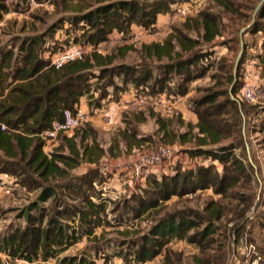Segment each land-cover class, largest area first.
<instances>
[{
	"label": "trees",
	"instance_id": "1",
	"mask_svg": "<svg viewBox=\"0 0 264 264\" xmlns=\"http://www.w3.org/2000/svg\"><path fill=\"white\" fill-rule=\"evenodd\" d=\"M37 1L45 3L51 0ZM176 3V0L103 1L94 10L70 18L69 22L72 27L80 24L82 27L89 26L88 31L83 30L81 37L84 41L81 43L95 46L107 41L114 34L128 38L133 26L152 31L161 18L168 16ZM216 3L218 13L199 12L195 17L188 18L183 28H173V32L162 44L153 42L143 46L141 54L145 63L166 59L158 67L156 74L151 68L143 74L135 67L116 64V56L110 54L118 50L125 57V52L121 49L124 46L117 47L106 55L90 53L82 60L55 69L44 55H53L61 50H49L51 44L47 45L46 40L49 32L21 38L17 51L15 48L3 49L0 56V175L19 177L21 180L18 184L21 183L25 189H42V192L31 206L22 211L21 216L26 219V225H11V230L0 237L1 253L34 264L52 259L57 264H96V260H89L85 254L62 258V254L82 238L87 237L89 243L96 240L95 232L98 227L106 224L103 217L107 215L109 204L112 203L111 200L102 199L100 191L93 184L98 179L99 173L96 169L93 168L81 176L74 174L73 170L84 163L93 166L99 164L104 157H112L115 145L108 150L104 149L98 142L97 135L92 132L93 144L84 146L87 140L85 134L90 132L88 125L89 127L78 130L80 134L62 136L56 151L47 154L40 134L54 120H61L65 110H76L86 95L91 94L93 98V93L99 92L95 106L89 103L91 115L95 109L104 108L108 100L117 95L118 90L111 95L102 86L107 79L112 83V77H118L123 82L122 90L132 85L137 91L146 92L148 89V93L153 95H186L188 84L205 78L215 64L212 57L215 56L219 45L217 39L222 37L224 28L222 12L240 11L229 0H217ZM10 9V6L0 0V20L2 13H8ZM259 20L264 21V5L258 13L256 23L249 30L251 34L264 33ZM54 25L52 27L58 26ZM78 40L75 37V41ZM223 43L226 46L227 42ZM245 57L246 51L236 76L226 75L228 88H208L205 95L194 100V110L198 118L195 134L192 133L193 128L186 132H177L173 128L172 119L165 118L160 113L154 114L155 111L151 108L146 110V114L137 112L134 122L126 119L127 126L120 131L119 136L122 141L127 138L129 142H132L130 137H137L135 143H128L130 150L141 149L149 141L168 144L165 142L168 139V145H172L192 139L197 144L190 155L195 158L206 156L207 161H210L207 165H197L196 168L187 170H183L179 164L177 172L172 175L152 177L147 185V189L151 190V193L150 190L147 191L150 202H145L148 198L144 199L136 193L124 200V208L131 212L128 214L134 219L142 218L173 196L183 197L210 188L225 196L234 187L237 173L250 177L251 168L246 166L243 153H236L245 149L244 115L257 109L256 106L248 107L239 94L243 85L240 81V70ZM259 59L264 67V42ZM221 69L225 70V67L222 66ZM95 70H99L98 75ZM174 75L181 80L175 81V86L172 87L170 80L174 79ZM104 100L106 103H103ZM171 100L169 102L172 103ZM148 118H155V133L160 134V141L153 137L139 138L136 132L129 135L132 127ZM2 125L6 126L4 130ZM114 141L120 151L119 139ZM213 145L219 146L206 148ZM126 150L127 148H123L122 151ZM93 155L95 159L91 158ZM216 162L222 165L224 175L220 174ZM67 193H71V196L66 195ZM67 198L71 204L62 200ZM51 199V208L46 210L41 204ZM190 213L186 210L166 213L146 233L132 242L127 250L130 251L129 254L119 252L117 255L123 257L127 263L128 255H132V261L144 264L163 254L165 262L162 264H181L185 254L171 246L185 242L192 247H198L193 251L194 255L200 254L195 256L196 264H229V239H222L220 222L224 212L220 204L210 202L203 215L191 211ZM197 220L201 222L197 223ZM200 225H204L202 230ZM241 229L237 226L233 232L239 234ZM106 257L103 264L110 263L111 255ZM0 264H3L2 261Z\"/></svg>",
	"mask_w": 264,
	"mask_h": 264
},
{
	"label": "rangeland",
	"instance_id": "2",
	"mask_svg": "<svg viewBox=\"0 0 264 264\" xmlns=\"http://www.w3.org/2000/svg\"><path fill=\"white\" fill-rule=\"evenodd\" d=\"M103 1L111 2L115 0H51L48 4L45 3L42 7H39V9L37 8V10L29 13H27L28 10L26 7L12 4L10 6V11L6 13L1 20L3 23L2 26L0 24V34H3V32L8 30L10 31L9 33H11L9 36L3 37V47L5 49L15 48L18 50L20 44L19 40L21 38L25 36L39 35L43 32H49V37L46 39L47 45L51 44L49 50H53L54 52L77 45H84L81 43V41H84L81 35L83 34V30H89V26L82 27L83 25L80 24L72 27L69 19L75 16H80L90 10H94L102 4ZM229 1L233 2L236 5V8L240 11H238V13L226 11L221 14L224 28L222 31V37L217 39L219 45L216 48L215 56L212 57L215 64L205 78L189 83V94L187 93L188 95L186 94L182 97V108L188 110L189 114L195 112L194 100L199 96L205 95L208 88L220 90L229 87L228 83L225 81L226 75L232 74L233 76H236L245 51L246 57L244 63L241 65L240 81L242 83L247 81L254 83L261 82V84H264V67L261 65L259 59V56L263 51L264 33L254 35L249 32L252 25L256 23L258 13L264 5V0ZM176 2L177 3L173 5L168 16H166L161 23L157 24L152 31L140 29L139 31L136 30L135 32L131 31L129 33L128 38L125 39L127 43L124 45V48H121L123 52H125V57L124 53H119L118 50L115 52L112 51L110 54L116 56V64H124L132 68L135 67L139 71L141 70L140 72L143 74L146 70L151 68L156 74L158 72V67L161 66L166 59L162 61L151 60V65L145 63L144 59H142L143 55L141 54L142 48L145 44L149 45L153 42L162 44L164 39L173 32V28H183L184 22L188 18L195 17L199 12L209 11L218 13L216 9L217 0H184L183 2L176 0ZM54 24H58V26L56 28L52 27ZM259 24L264 28V21L262 22L259 20ZM137 27L138 26H134L136 29ZM75 37H78L79 40L75 41ZM223 42H227L226 46L223 45ZM44 56L46 58L48 53ZM222 66L225 67V70L221 69ZM96 73L98 75L99 70H95V74ZM111 79L112 83L109 81L110 79H107V81L102 83L105 92H110L112 95L113 92L118 90L116 94L120 95L130 90L131 85L125 90H122L124 89L123 82L118 77H112ZM180 80L181 78L174 75V79L170 80V85L173 87L175 86V81L178 82ZM261 90L262 91L256 102L249 103L245 101L248 107L256 106L257 109L254 112L244 115L245 124L243 133L245 149L244 151H236L237 154L243 153V156L246 159V166L251 168V171L249 172L250 177L247 178L244 175L237 173L234 179V187L230 189L225 196L217 194L214 188L199 190L196 193L183 197L173 196L169 201L158 205L155 210H151L144 214L142 218L137 219H134L131 214H128L131 212L124 208V200L126 197L129 198V194L126 193L115 201L112 200V203L109 204L107 215L104 217V222L106 224L97 228L95 232L96 240L89 243L88 239L84 237L86 238L85 243L76 244L70 248L69 251L63 253L62 258L65 256L85 254L89 260H96V264H103L104 259L107 258L106 256L109 258L111 255L109 264H138L132 261V255H128L129 262L127 263L123 257H120L117 254L119 252L125 254L129 249V246H132V242L146 233L150 226L152 224L154 225L155 222L166 213L173 212L174 210H186L189 214H191V211L203 215L206 206L214 201L220 204L224 212L223 219L220 222V228L222 239H229L227 245L229 248V264H264V85H262ZM145 94L150 95L148 89ZM117 95L113 98L114 101L119 100V96ZM166 95L168 97L171 96L168 93H166ZM89 96V103L95 106V99L98 98L99 92L93 93V98L91 97V94ZM174 109L175 106L173 109L171 108L168 113L169 115L173 113L172 117H168L174 121L173 128L179 133H181V130L186 132L193 128L192 133L195 134L197 131L195 128L196 124L193 125L192 123L195 119L193 120L190 116L186 121L182 119V111L176 109V112ZM146 110L147 109L140 111V114L144 112L146 114ZM128 113L129 114L123 115L125 118H129V121H133L135 119L134 116L138 115L135 112ZM159 113L160 112L158 111L154 112V114ZM166 116L168 115L166 114ZM196 119L198 120V118ZM154 120L155 118H149V120L147 119L146 121H143V124L138 123L136 126L132 127V131L130 129L129 135L136 132V136L139 135L140 137L147 138L153 137L156 138V141H160L158 140L160 134L155 133L156 123ZM125 121H123V126L126 128L127 125ZM180 121L183 123L180 124ZM88 125L87 127H89ZM90 127L88 128V131L90 130V132L85 134L87 135V139L90 141L93 138L92 132L97 135V139H99L101 134V142L99 140L98 142L101 143L100 145L102 146L109 145L110 142L112 143L110 146L114 145V140L118 137L117 133L122 130L120 125L119 128L116 127V131L114 130L107 135V132L103 129L104 127L101 128L97 125ZM96 127H99L100 131L96 129ZM80 131L70 133L69 136L80 134ZM114 132L117 137L115 135L112 137ZM118 139L122 140V138ZM136 139L137 137L129 138L133 143H135L134 140L136 141ZM165 142L169 144L168 139ZM227 143L228 141L224 144ZM59 144L60 139L55 142L56 147H58ZM88 144L89 143L86 140L84 146H87ZM158 144L160 143L150 141L145 142L143 144L144 148H142L141 151H149V148H153ZM196 144V141H192V139L188 140L186 143L172 144L176 146L181 154L180 164L184 166V168H182L183 170L190 169L192 164H196L195 157L190 155L191 150L196 147ZM218 146L219 145H213L207 146L206 148H217ZM56 147H52L51 150L55 152ZM47 150L48 149H46V151ZM134 151L130 153L129 150H126L125 152L128 153L125 154H120L119 150L114 151L112 152V158L128 159L137 152ZM114 155L116 156L115 158L113 157ZM91 158L95 159V155ZM199 158L203 161L207 160L206 156L201 155ZM209 163L210 161L208 160L207 164ZM216 166L219 171H221L220 174L224 175L222 165L216 162ZM97 177L98 179L96 181H101L99 174ZM17 178V182H20L21 178ZM19 184L21 187H24L21 183ZM147 185L145 186L146 189L145 187H139L134 193L147 199V191L150 190L147 189ZM3 186L10 191L12 196L4 199L8 206L7 209L0 208V237L6 234L9 229L11 230V225L14 227H24L26 225V219L21 216L23 213L22 211L24 208L31 206L32 202L36 200L42 192V189L33 191L25 189L24 195L26 197H24L25 201H22L21 198H19V200L17 199V190L11 189L6 185ZM63 193L65 192L63 191ZM149 193H151V190ZM70 194L71 193H67L66 195L71 196ZM62 200L71 204L68 198ZM150 200L149 197L145 202H150ZM16 201H18V203ZM51 201L52 199L47 202H42L41 205L46 210H49L51 208ZM196 222L199 223L201 221L197 220ZM200 226V230H202L204 225ZM237 226L238 228H242L239 234L233 232V229ZM238 238H240L239 242ZM171 247L185 254L181 264H196L194 262L195 256H200V254L194 255L193 252L194 248H198L197 246L192 247L185 242L174 243ZM129 252L130 251H128L127 254H129ZM203 258L206 257L204 256ZM164 262V255L161 254L154 260L144 264H162ZM51 263L54 264V262Z\"/></svg>",
	"mask_w": 264,
	"mask_h": 264
},
{
	"label": "built area",
	"instance_id": "3",
	"mask_svg": "<svg viewBox=\"0 0 264 264\" xmlns=\"http://www.w3.org/2000/svg\"><path fill=\"white\" fill-rule=\"evenodd\" d=\"M3 2L7 6H11L12 4L24 6L28 10L27 13L37 10V8L39 9L45 3H49V1L39 3L37 0H3ZM125 39L127 38L121 34H114L107 41L95 46L92 44L84 46L77 45L63 49L53 55L48 53L46 59L50 60L51 67L61 69L66 64L84 59L90 53L109 54L115 48L124 46L127 43ZM262 85L264 84H261V82L244 81L240 91L241 98L249 103L256 102L262 91ZM170 99L165 94L147 95L143 91H137L132 99L124 103V106L128 112L137 113L151 108L154 111L165 113L168 111V102ZM97 112L102 114L101 118L105 123H110V116L104 108L102 110L95 109L94 114ZM91 116L90 112L81 106L76 107L74 111L70 109L65 110L61 120H54L51 126L40 134V138L44 142V151L47 154H51V148L55 147V142L62 136H68L70 133L85 129L90 123ZM5 128L6 126L2 125V129L4 130ZM142 148L144 147L134 149L137 152L128 159L104 157L99 164L91 166L84 163L78 170L85 171L88 167L96 169L101 181H95L93 184L100 191L102 199L111 201H115L126 193L130 197L139 187L144 188L152 177L160 178L163 175H172L177 172L181 154L175 145L160 143L153 148H149V151H141ZM46 149H48V152ZM195 162L196 164H192L190 168H196L197 165H207V160L203 161L200 158H195ZM181 167L184 168L182 165ZM96 200L94 199V201ZM51 262L55 264L56 260L52 259L49 262L38 261L37 263L52 264ZM2 263L34 264L23 259H13L7 254H4Z\"/></svg>",
	"mask_w": 264,
	"mask_h": 264
},
{
	"label": "crops",
	"instance_id": "4",
	"mask_svg": "<svg viewBox=\"0 0 264 264\" xmlns=\"http://www.w3.org/2000/svg\"><path fill=\"white\" fill-rule=\"evenodd\" d=\"M5 14L6 13H2V19L4 18V16H5ZM1 19V20H2ZM0 20V24H1V26H2V21ZM164 20V18L162 19H160L159 20V23H161L162 21ZM158 23V24H159ZM141 28H139V27H137V29L136 28H134V26L132 27V31L133 32H135L136 30L137 31H139ZM10 31L8 30V31H5V32H3V34L1 33L0 34V56H1V53H2V51H3V49H5L4 47H3V44H2V39H3V37H6V36H9L11 33H9ZM7 50V49H6ZM15 51H17V49H15ZM135 93H137V90L131 85V88H130V90L129 91H126L125 93H123V94H120L119 95V100H117V101H114L113 99H112V97L108 100V102L105 104V106H104V110L105 111H107L108 112V114H109V116H110V123H105L104 121H103V119L101 118L102 117V114L101 113H99V112H97V113H95V114H92V116H91V118H90V123H89V125L90 126H93V125H97V126H100L101 128H103L106 132H107V135L110 133V132H112V131H116V129L117 128H119L120 127V125H121V131H123L124 129H125V127L123 126V121H125L126 119H128V118H125V114H129L126 110H125V106H124V103L126 102V101H129L130 99H132L133 98V96L135 95ZM189 94V93H188ZM187 94V95H188ZM97 95V94H96ZM166 95V94H165ZM167 96V95H166ZM89 95H86V96H84L83 98H82V100H81V102H80V106L82 107V108H84V109H86V111H88V112H90L89 110H90V105H89ZM168 97V96H167ZM182 97H184V96H180V95H174V97H172L171 98V96L169 97V98H171L172 100V103L171 102H169L168 103V111L167 112H165V113H162V112H160V114H161V116H163V117H165V118H168V117H172L173 116V113L171 114V115H169L168 113H169V110L172 108H174V106H175V109H174V111H176V109H179V110H181L182 111V119H184V120H186L187 121V119H189L188 117H192L193 118V125H195V124H197V122H198V120L196 119L197 118V116H196V114H195V112L194 113H190L189 114V112H188V110H186V109H183L182 108V106H183V104H182V101H183V98ZM106 102V100H104L103 101V103H105ZM103 109V108H102ZM101 109V110H102ZM177 112V111H176ZM124 114V115H123ZM166 114L168 115V116H166ZM122 116H123V119H122ZM194 117H196V118H194ZM122 120V121H121ZM148 120H149V118H148ZM154 122H155V120H154ZM120 124V125H119ZM138 124V123H137ZM141 124H143V123H141ZM119 125V126H118ZM117 127V128H116ZM156 128H157V126H156ZM96 129H98L99 131H100V128L99 127H96ZM181 131H183V130H181ZM119 134H120V132H118L117 133V135H118V137L115 135V132L112 134V137L115 135L117 138H121L120 136H119ZM69 136V135H68ZM100 136H101V134H100ZM100 136H99V141L101 142V138H100ZM70 137V136H69ZM138 137L140 138V136L138 135ZM119 141H120V151H119V153L121 154L123 151V148H127V150H129V152L131 153V152H133L134 151V149H133V147H132V149L133 150H130V147H128L127 145H128V143L129 144H131V143H133V142H129L128 140H127V138L125 139V141H122V140H120L119 139ZM87 142L89 143L88 145L89 146H91L92 144H93V140L91 139L90 141L87 139ZM115 143V142H114ZM101 144V143H100ZM112 143L110 142V144L108 145H105V146H102L101 145V147H103L104 149H109L110 148V145H111ZM115 145V148L113 149V152L114 151H118L119 150V147L118 146H116V143L114 144ZM132 145V144H131ZM55 147H56V145H55ZM122 154H125V152H123ZM89 165V164H88ZM91 169H93V168H90V167H88L85 171L84 170H81V169H76V170H73V173L74 174H77V175H84V174H86L89 170H91ZM18 178L16 177V176H10V175H7V174H2V175H0V208H6L7 209V204L5 203V201H4V199H7L9 196L11 197L12 196V194H10V191L8 190V189H6L3 185H6V186H8V187H10L11 189H15V190H17V192H18V200H19V198H21V200L23 201H25V199H24V197H26L25 195H24V193H25V188H23V187H21L19 184H18ZM26 192H28V191H26ZM22 201H20V202H22ZM7 202H8V200H7ZM17 203H18V201H16ZM23 218V217H22ZM10 224V223H9ZM87 238V237H86ZM86 238H82L78 243H80V244H83V243H85V240H86ZM77 243V244H78ZM69 251V250H68ZM67 252V251H66ZM4 259V253H1L0 252V261H2Z\"/></svg>",
	"mask_w": 264,
	"mask_h": 264
}]
</instances>
